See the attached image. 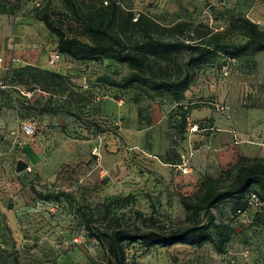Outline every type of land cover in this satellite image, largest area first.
Listing matches in <instances>:
<instances>
[{
  "label": "rangeland",
  "instance_id": "rangeland-1",
  "mask_svg": "<svg viewBox=\"0 0 264 264\" xmlns=\"http://www.w3.org/2000/svg\"><path fill=\"white\" fill-rule=\"evenodd\" d=\"M16 1L0 3L7 7ZM21 1L20 10L14 8L9 14L5 10L3 14L34 20L25 25L36 32L39 40H29L24 50L50 54L55 50L54 36L33 18V3L44 4L46 0ZM49 1L55 9L64 11L60 0ZM118 1L125 11L143 12L164 24L195 21L220 31L227 27L230 16L242 14L264 31V0ZM3 20L6 21L0 17V44L5 39L6 45L11 46L13 31L17 29L14 23ZM70 29L85 40L84 31L78 26L70 25ZM26 67L29 68L24 69L22 78L13 79L26 99L35 98L40 108L53 106L60 113L71 112L83 124L95 119L102 131L95 133L92 125L88 131L78 130L79 126L56 130L54 133L63 142L49 141L43 158L23 172H16V167L29 162L26 143L39 132L43 116L37 112L39 107L36 110L34 103L35 109L30 105L21 108V117L35 123L32 138L20 134V125L18 134L0 133V264H13L14 259L21 264H106L102 247L87 237L78 203L96 220L94 229L137 226L144 230L150 227V217L160 225L181 226L185 224V212L179 196L193 194L204 177L217 179L219 187L226 188L227 179L222 178L238 157L264 159V51L235 60L218 57L193 73L181 101L182 107H190L184 135L174 129L173 119L179 110L170 98H149L152 92L145 93L137 87L118 90L96 82L101 75L121 79L128 73L124 65L109 60L80 63L62 58L56 63L57 71H52L61 79L38 78L40 81L24 83L26 77L37 79V66ZM2 76L0 81L5 83ZM4 94L0 93V103L11 107ZM111 98L122 100L125 113L128 104L139 106L137 132L128 130L126 118L120 121L122 131L117 134L118 126L100 114L101 102ZM11 109L15 111L14 107ZM68 120L76 124L73 117L68 116ZM76 138L82 141L83 150L72 157L65 153V140ZM179 158L178 167L164 164ZM59 192L72 199L43 200L35 194L53 196ZM127 195L132 200L123 206H111L104 218L107 203ZM234 209L233 201L212 208L215 224L226 228L230 235L220 251L210 244L201 248L175 244L148 251L129 245L127 263L264 264V216L251 212L236 217Z\"/></svg>",
  "mask_w": 264,
  "mask_h": 264
},
{
  "label": "trees",
  "instance_id": "trees-1",
  "mask_svg": "<svg viewBox=\"0 0 264 264\" xmlns=\"http://www.w3.org/2000/svg\"><path fill=\"white\" fill-rule=\"evenodd\" d=\"M60 1L64 11L55 9L51 2L46 0L44 4L40 3V8L34 9L33 13V18L54 36L55 50L63 58L75 62L97 63L109 60L126 66L128 73L121 79L101 75L96 78V82L118 90L137 87L145 93L152 92L153 95L149 98H153L154 95L170 98L179 110L173 119L176 121L174 129L178 134H185L190 107H182L181 101L184 92L190 87L196 70L214 62L218 57L235 60L248 53L264 51V31L257 23L242 14L230 16L227 27L215 31L208 25L195 21L160 23L146 13L125 11L118 0ZM21 2L17 0L15 5L9 4L7 7L6 3H0V13H6L5 10H8L9 14L14 8L20 10ZM73 24L84 31L85 40L73 34L70 29V25ZM26 66L29 65L14 68L10 65L0 73L3 74L5 82L0 81V93L4 92L5 98L11 101V107L1 102L0 112L3 108L14 107L19 115L24 105H30V108L35 109L33 104L36 102V110L40 106L37 100L29 103L18 83L13 80L25 75L24 69L29 68ZM36 72L37 79L26 77L24 83L50 77L61 79L60 75L52 71L37 68ZM37 112L71 116L85 131L89 130L90 125L96 129L95 133L102 131L95 119L83 124L77 115L71 112L60 113L59 109L53 106L42 105ZM138 115L140 119V112ZM19 118L24 117L20 114ZM194 127L196 128V125ZM66 129L68 128L65 124L57 126V130ZM164 163L177 166L181 161L179 158L178 161ZM222 179H227L226 188L219 187V180L204 177L199 181L193 194L179 196L180 205L185 212V224L181 226L160 225L150 217L147 219L150 227L144 230L137 226L132 229L110 226L94 229L96 220L86 208L78 203L77 210L87 237L96 240L104 250L106 264H128L126 251L129 245H137L143 251H148L153 247L164 248L175 244H186L194 248L210 244L220 251L228 242L230 235L226 228L215 224L212 208L224 201H233L236 217L251 212L253 215L262 213L264 216V159L238 157L236 163L225 171ZM35 194L43 200L51 198L58 200L60 197L72 199L62 192L53 196ZM252 195L257 199L255 207L249 204ZM131 200V195L110 200L105 206L104 218L107 217L111 206H123ZM136 216L140 217L141 214L137 212ZM13 264L21 263L14 259Z\"/></svg>",
  "mask_w": 264,
  "mask_h": 264
},
{
  "label": "crops",
  "instance_id": "crops-1",
  "mask_svg": "<svg viewBox=\"0 0 264 264\" xmlns=\"http://www.w3.org/2000/svg\"><path fill=\"white\" fill-rule=\"evenodd\" d=\"M0 17H4L6 21H2L3 23H14V28L17 29V31L13 28V36H12V44L11 46L6 45L5 39H2V42L0 44V73H3V70L7 69L8 66L19 67L24 65H30L33 64L37 66L40 70H46V71H57L56 64L50 65L48 63V52H45L44 54H40L37 51L30 53L26 52L24 50L25 44L29 41H35L37 38L39 40V36H35L34 32L29 25H25L27 23H33L34 20H24V19H18L13 17H6L5 14L0 15ZM38 22V21H37ZM1 23V22H0ZM40 23V22H38ZM39 25H36V27ZM41 26V25H40ZM36 39V40H37ZM37 43V42H36ZM22 45V46H21ZM56 46V42L54 41V47ZM22 93V92H20ZM19 97V96H18ZM35 98L30 99L29 103L35 102ZM36 103V102H35ZM122 100L121 99H114L111 98L109 101H102L99 106V112L100 114L106 118V119H112V122L114 125L118 126L116 131L117 134H119L121 129V120H127L128 118V130L137 132L138 129V121L139 119V106H133L132 104H128V111L125 113L124 107L121 106ZM36 106V105H35ZM14 112L11 108H3V110L0 112V133H7L10 135L18 134V126L22 122H27L24 118H19L18 114L14 115ZM17 113V112H16ZM70 119V118H69ZM110 119V120H111ZM213 119H215L213 117ZM116 120L118 123H116ZM64 122L66 124L65 126L71 127H78L77 124L72 123L71 120H68V116L63 117L58 114H43L42 117H40L39 122V132L36 133V136L34 138L30 139L28 143H26L27 149H29L27 156L30 158L28 159V163H25L27 165V168H30V166H35V164L38 162L37 160L41 157L43 158L45 153V146L47 143L51 140L57 141V142H63L54 132L57 130V126L62 125L61 122ZM115 121V122H114ZM80 131H85L84 128L80 126L78 128ZM21 134V133H20ZM9 136V135H8ZM98 137V136H97ZM231 140V137L230 139ZM64 146H67V153L70 156H75L76 154H82L83 150V143L82 141H79L78 138L76 139H70L65 140ZM81 144V147L79 148V145ZM258 156H253L249 158H254ZM261 158V157H259ZM166 164V163H164ZM169 167H178L166 164Z\"/></svg>",
  "mask_w": 264,
  "mask_h": 264
},
{
  "label": "built area",
  "instance_id": "built-area-1",
  "mask_svg": "<svg viewBox=\"0 0 264 264\" xmlns=\"http://www.w3.org/2000/svg\"><path fill=\"white\" fill-rule=\"evenodd\" d=\"M40 8V3L34 2L33 3V9H37ZM62 55L59 54L56 50H53L52 52H50L49 56H48V63L50 65H54L56 63H58L60 60H62ZM35 123L33 122H22L20 123V132L23 136H25L26 138H32L34 136L35 133ZM28 169V168H27ZM249 204H251L252 207H255L257 205V199L255 198V196H251L250 197V201Z\"/></svg>",
  "mask_w": 264,
  "mask_h": 264
},
{
  "label": "water",
  "instance_id": "water-1",
  "mask_svg": "<svg viewBox=\"0 0 264 264\" xmlns=\"http://www.w3.org/2000/svg\"><path fill=\"white\" fill-rule=\"evenodd\" d=\"M27 169V165L25 163L18 164L16 167V172H23Z\"/></svg>",
  "mask_w": 264,
  "mask_h": 264
}]
</instances>
